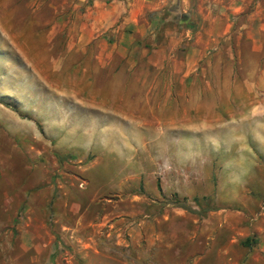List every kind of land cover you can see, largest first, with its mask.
I'll list each match as a JSON object with an SVG mask.
<instances>
[{"label":"rangeland","instance_id":"rangeland-1","mask_svg":"<svg viewBox=\"0 0 264 264\" xmlns=\"http://www.w3.org/2000/svg\"><path fill=\"white\" fill-rule=\"evenodd\" d=\"M0 264H264V0H0Z\"/></svg>","mask_w":264,"mask_h":264},{"label":"crops","instance_id":"crops-1","mask_svg":"<svg viewBox=\"0 0 264 264\" xmlns=\"http://www.w3.org/2000/svg\"><path fill=\"white\" fill-rule=\"evenodd\" d=\"M126 10V9H125ZM123 9H117L116 10V16L118 17L121 13H122ZM129 17V16H128ZM130 19L132 20V22H137V19H136V16H130ZM81 24L84 25L85 27H88L89 29V33L88 35L85 34L83 31L82 33L80 34V40H83L88 37L89 39L90 38H93L95 37V35L97 34H100L102 33L104 30H106L107 28L110 27V25L113 24V21L112 22H109L108 20L104 19H100L99 21H93V22H87V21H81ZM131 24V23H130ZM81 25V26H82Z\"/></svg>","mask_w":264,"mask_h":264},{"label":"trees","instance_id":"trees-1","mask_svg":"<svg viewBox=\"0 0 264 264\" xmlns=\"http://www.w3.org/2000/svg\"><path fill=\"white\" fill-rule=\"evenodd\" d=\"M158 188H159V190H161L159 184H158ZM186 200H187L186 197H184L182 200L177 199L176 201H174L173 204L176 205V206H178V207H181V208H183V209H185L187 211L195 212V213H198V214H204V213H206L208 211H211V210H215L216 209L215 206H209L208 205L206 207L200 208L199 210H196V209H193L190 205H188ZM194 200L195 201H198V198L197 197H194ZM198 203H199V201H198ZM250 240H251V238L247 237L245 239V243H248Z\"/></svg>","mask_w":264,"mask_h":264}]
</instances>
